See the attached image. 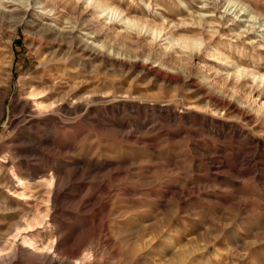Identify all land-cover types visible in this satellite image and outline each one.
<instances>
[{"label": "rangeland", "instance_id": "obj_1", "mask_svg": "<svg viewBox=\"0 0 264 264\" xmlns=\"http://www.w3.org/2000/svg\"><path fill=\"white\" fill-rule=\"evenodd\" d=\"M79 1L0 0V264H264V0Z\"/></svg>", "mask_w": 264, "mask_h": 264}, {"label": "bare ground", "instance_id": "obj_2", "mask_svg": "<svg viewBox=\"0 0 264 264\" xmlns=\"http://www.w3.org/2000/svg\"><path fill=\"white\" fill-rule=\"evenodd\" d=\"M55 1V0H53ZM77 2H80L79 0H76ZM83 3H85L87 6L90 5L92 6L93 8H95V12L98 13V14H102V12H104L105 10H110L111 13L116 16V17H119L122 12L120 10H118L117 8H112L110 6L109 3H104L103 0H82ZM232 3L234 4L233 6H236V8L238 7L239 8V11L240 12H246L248 11L247 10V7L245 5H243L239 0H231ZM230 11V10H229ZM2 11H0V14H1ZM237 14V13H236ZM200 20H204L203 19V15L200 14ZM238 17V15L236 16ZM240 17V16H239ZM108 19V17H105ZM111 18H109L110 20ZM115 21V20H114ZM118 21H123L124 23L126 24H130L131 23V20L129 18H120ZM173 41H176V42H180V45L184 48V49H189V48H194V47H199L202 43V40L200 39H192V38H189V37H183V38H180V39H171L169 41V43L173 42ZM61 45H58V47L56 48H60ZM190 50V49H189ZM83 52V49L81 50ZM95 51V49L93 50ZM215 51H217V49H214L212 51V54H210L211 56H215ZM96 53H90V55L93 54V56H96L97 57V54H99L97 51H95ZM103 53V52H102ZM92 56V57H93ZM100 57V56H99ZM244 73V72H243ZM242 71L238 70L237 74H236V78L239 79L241 76H242ZM255 77V75H254ZM26 222V220H25ZM32 222V220H31ZM33 223V222H32ZM31 224V223H30ZM26 225L28 226V223H26ZM20 229V228H19ZM17 235H20L21 236V242L24 246V248H26L27 250L29 248H33V249H37V240L34 238V237H31V236H27V235H23L20 230H17L15 232V235L14 237H16ZM7 248V247H6ZM4 251V247H0V253Z\"/></svg>", "mask_w": 264, "mask_h": 264}]
</instances>
